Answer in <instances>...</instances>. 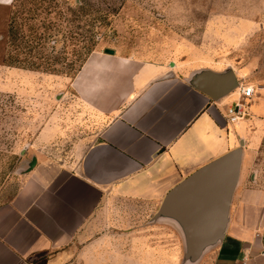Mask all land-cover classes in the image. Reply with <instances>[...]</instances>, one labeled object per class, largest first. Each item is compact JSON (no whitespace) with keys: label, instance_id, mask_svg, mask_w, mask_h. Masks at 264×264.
I'll list each match as a JSON object with an SVG mask.
<instances>
[{"label":"crops","instance_id":"0c3cea01","mask_svg":"<svg viewBox=\"0 0 264 264\" xmlns=\"http://www.w3.org/2000/svg\"><path fill=\"white\" fill-rule=\"evenodd\" d=\"M12 3L0 0L3 7ZM105 50L86 58L76 82L81 105L105 126L91 144L81 141L76 159L40 161L17 195L0 205V264L135 262L121 246L128 238L144 240L128 231L144 230L172 188L239 143L241 174L228 224L207 264H264V177L255 156L244 152L251 138L231 134L227 119L237 94L214 101L191 85L201 68L179 74ZM202 59L210 64L206 70L230 69L238 85L264 92V57L247 59L237 48L220 62Z\"/></svg>","mask_w":264,"mask_h":264},{"label":"rangeland","instance_id":"374dc122","mask_svg":"<svg viewBox=\"0 0 264 264\" xmlns=\"http://www.w3.org/2000/svg\"><path fill=\"white\" fill-rule=\"evenodd\" d=\"M237 48L247 59L264 57V0H13L0 6V205L17 195L40 161L76 159L81 141L91 144L104 128L76 91L92 52L114 49L180 74L206 70L210 64L202 58L220 62ZM248 105V116L230 132L251 138L244 152L255 156L264 177V92ZM46 129L47 139L40 140ZM155 215L144 230L128 231L144 242L124 241L120 252L135 260L125 263L207 264L213 248L197 262L185 261L179 225Z\"/></svg>","mask_w":264,"mask_h":264},{"label":"water","instance_id":"95a60500","mask_svg":"<svg viewBox=\"0 0 264 264\" xmlns=\"http://www.w3.org/2000/svg\"><path fill=\"white\" fill-rule=\"evenodd\" d=\"M106 53L114 54L113 49ZM191 85L214 101L238 88L232 70H209L193 75ZM243 145L200 167L172 188L165 196L153 220L170 218L182 230L185 261L197 262L224 239L231 201L239 182Z\"/></svg>","mask_w":264,"mask_h":264},{"label":"built area","instance_id":"2783aa9c","mask_svg":"<svg viewBox=\"0 0 264 264\" xmlns=\"http://www.w3.org/2000/svg\"><path fill=\"white\" fill-rule=\"evenodd\" d=\"M237 100L227 109V119L229 123L235 124L248 116V101L252 100L256 94L253 86L239 84L236 89Z\"/></svg>","mask_w":264,"mask_h":264}]
</instances>
